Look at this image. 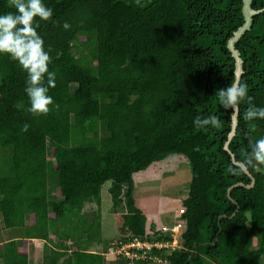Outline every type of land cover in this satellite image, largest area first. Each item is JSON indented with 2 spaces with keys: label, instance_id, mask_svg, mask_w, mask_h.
Masks as SVG:
<instances>
[{
  "label": "trees",
  "instance_id": "trees-1",
  "mask_svg": "<svg viewBox=\"0 0 264 264\" xmlns=\"http://www.w3.org/2000/svg\"><path fill=\"white\" fill-rule=\"evenodd\" d=\"M43 2L52 17L34 19L55 73L46 114L27 111L26 73L0 55V158L9 172L0 164V215L24 232L0 243V264H28L33 238L51 245L43 264H106V250L91 248L102 244L107 181L113 208H125L114 216L116 238L171 240L147 224L133 196L134 174L171 155H182L192 176L180 246L156 264H263L264 166L246 164V156L249 140L264 135V119L243 114L249 104L264 106V0H251L260 11L234 44L248 92L231 139L234 110L216 91L235 80L228 42L245 21L243 0H145L142 8L132 0ZM8 11L10 0H0V13ZM197 115L217 124L197 129Z\"/></svg>",
  "mask_w": 264,
  "mask_h": 264
},
{
  "label": "clouds",
  "instance_id": "clouds-1",
  "mask_svg": "<svg viewBox=\"0 0 264 264\" xmlns=\"http://www.w3.org/2000/svg\"><path fill=\"white\" fill-rule=\"evenodd\" d=\"M10 3L14 11L0 13V55L8 54L26 73L24 93L28 98L27 111L32 114H46L49 111L48 106L53 102L48 95V89L55 85V73L48 70L49 52L36 30L38 24L34 18L47 21L52 17L53 10L43 0H10ZM132 3L142 8L145 0H132ZM61 27L68 30L70 24L65 21ZM247 92L246 84L233 80L226 87L218 89L216 95L224 109L235 110L238 103L247 96ZM243 118L264 119V106L249 104ZM192 123L195 128L206 130V126L214 127L217 119L213 115L203 118L197 115ZM27 127L25 124L21 131H26ZM246 164L264 166V135L254 142L249 140Z\"/></svg>",
  "mask_w": 264,
  "mask_h": 264
},
{
  "label": "rangeland",
  "instance_id": "rangeland-1",
  "mask_svg": "<svg viewBox=\"0 0 264 264\" xmlns=\"http://www.w3.org/2000/svg\"><path fill=\"white\" fill-rule=\"evenodd\" d=\"M4 159L5 158H0V164L6 168L3 164ZM8 173V168H6L4 174L7 175ZM191 176L190 166L182 155H171L166 158L163 163L154 164L151 169L139 171L134 174L133 196L135 203L146 215L147 224L153 225L155 227V231L161 230L163 225L172 224L177 222V220L178 222L184 221L180 218V208L182 206V201L187 197ZM109 185L110 181H107L101 187L102 201L100 206V238L102 244L96 242V244L92 245L91 249L98 252L106 250L103 252L106 264H119L114 262L118 259V257H116L113 253H110L109 247L111 246V240H118V238H116L118 235L114 222L115 213L125 211V208L122 206H119L116 209L113 208L112 200L108 191ZM89 206L95 207L94 203L87 204L86 208ZM182 223L184 226V222ZM21 230H23L22 227H0V237L3 235L4 237L14 235L19 233ZM103 240H105V244H107L105 247L103 246ZM169 241L171 242L170 245L175 247V242H172L171 240ZM33 245L34 243L31 242V245L29 246ZM179 246L180 244L178 242V247ZM48 249L49 247L47 246L46 252H48ZM150 255H157V258L161 260V258L164 257L165 252L161 251L159 253H151ZM124 259L126 258L124 257ZM129 260L132 264H134L132 262L133 260ZM151 261L152 262L149 264L159 263V261L155 259ZM28 264H40V262H38L33 254H30ZM124 264H128L127 261Z\"/></svg>",
  "mask_w": 264,
  "mask_h": 264
},
{
  "label": "built area",
  "instance_id": "built-area-1",
  "mask_svg": "<svg viewBox=\"0 0 264 264\" xmlns=\"http://www.w3.org/2000/svg\"><path fill=\"white\" fill-rule=\"evenodd\" d=\"M182 210L183 209L180 208L181 212ZM182 222H184L185 224V220L179 221V222L177 220V222H174L168 225H163L161 227L162 233H164L165 235L168 234L171 237V241L175 242V247L178 246L177 238H178L179 232L181 231V229L179 228L183 226ZM170 244L171 242L167 239L146 240L143 237H133L132 239H129L127 241L114 239L110 242L111 246L109 247V251L110 253H113L118 258L125 257L127 259L126 261L128 264H132L129 259L133 260L132 261L133 263L135 260H138V259H142V260L148 259L150 262H152L151 260L155 259L159 261V263H162L163 261H166L164 257H162L161 260H159L157 258V255L152 256L150 255L151 254L150 252L154 249V253L163 251L165 252V254H169L171 250L170 248L172 249L174 248Z\"/></svg>",
  "mask_w": 264,
  "mask_h": 264
},
{
  "label": "water",
  "instance_id": "water-1",
  "mask_svg": "<svg viewBox=\"0 0 264 264\" xmlns=\"http://www.w3.org/2000/svg\"><path fill=\"white\" fill-rule=\"evenodd\" d=\"M251 0H243V15H244V23L242 26H240L235 32L234 35L229 39L228 42V47L231 50L232 56L235 59V80L239 81L240 80V75L242 73V60L241 57L239 55L238 50L235 48V42L238 40V38L240 37V35L250 27L251 22H252V15L255 13H258L260 10H255L253 8H251L250 6ZM237 115H238V107L235 108L234 113L232 115V125H231V131L228 134V138L231 139V137L233 136L234 132H235V128L237 125ZM225 148L227 149V143L225 145ZM237 164H239L246 172V167L240 163V162H236ZM237 185V184H235ZM234 185V186H235ZM252 184H250L249 186H251Z\"/></svg>",
  "mask_w": 264,
  "mask_h": 264
},
{
  "label": "crops",
  "instance_id": "crops-1",
  "mask_svg": "<svg viewBox=\"0 0 264 264\" xmlns=\"http://www.w3.org/2000/svg\"><path fill=\"white\" fill-rule=\"evenodd\" d=\"M0 219H1V225L0 227H5L4 224H3V221H2V218H1V215H0ZM24 235V232L23 230H21L19 233L17 234H14V235H10V236H7V237H4L1 236L0 237V243H3L5 241H8V240H11V239H19L21 238V236ZM57 241L56 239H54V242ZM31 242L34 243L33 246H29L31 245ZM67 243V241H66ZM51 247L50 244H46L43 240L41 239H36V238H33V239H29V243L27 245V253H28V260H29V256L30 254H33L36 259L38 260V262H40V264H42L43 262V258H44V255L47 253L46 252V247ZM49 251V249H48Z\"/></svg>",
  "mask_w": 264,
  "mask_h": 264
}]
</instances>
